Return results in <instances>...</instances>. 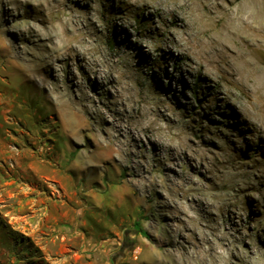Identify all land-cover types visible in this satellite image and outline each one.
<instances>
[{
    "label": "rangeland",
    "instance_id": "rangeland-1",
    "mask_svg": "<svg viewBox=\"0 0 264 264\" xmlns=\"http://www.w3.org/2000/svg\"><path fill=\"white\" fill-rule=\"evenodd\" d=\"M43 1L0 0V46L10 49V54L0 49V264L186 263L165 244L167 234L177 240L173 246L181 252L194 251L193 242L202 231L211 235L213 219L201 201L191 207L189 197L174 195L167 186L187 180L186 173L198 162L203 167L192 178L202 185L201 192L208 195L217 183L229 205L224 221L217 220L241 254L228 264L254 263L259 244L264 246V124L243 84L228 83L216 70L204 79L195 67L188 69V58L167 42L169 37L177 40L173 24L181 22L174 21L175 14L190 11L189 0H178L186 4L181 8L169 0H141L138 5L135 0H65L79 11L74 19L87 26L91 42L99 46L98 53L92 50L86 56L97 69L89 70L80 55H63L54 69L64 66L67 76L71 65L79 85L108 120L121 117L139 129L128 136L135 150L126 162L88 170L78 165L79 157L88 147L87 138L95 144L100 134L64 137L62 117L43 100L42 91L25 81L13 86L20 78L19 58H41L57 41L45 22ZM213 25V20L201 24L199 34L220 47L225 40ZM205 28L210 36L202 32ZM174 63L180 66L177 70ZM45 71L53 80L51 66ZM160 99L169 101L172 120L178 119L171 132H185L182 151L168 147L163 129L141 130L146 108ZM236 105L245 115L235 111ZM110 121L103 120L105 133L121 135ZM240 170L245 173L234 174ZM139 172L142 180L135 175ZM231 247L218 250L227 256Z\"/></svg>",
    "mask_w": 264,
    "mask_h": 264
},
{
    "label": "bare ground",
    "instance_id": "bare-ground-1",
    "mask_svg": "<svg viewBox=\"0 0 264 264\" xmlns=\"http://www.w3.org/2000/svg\"><path fill=\"white\" fill-rule=\"evenodd\" d=\"M139 1L141 0H135L134 4L138 5ZM169 1L177 2V4L179 2L178 6L180 8L185 4H182V2L178 0ZM189 2L191 5L187 8H190V11L185 12L183 16L178 12L175 14L174 21L181 22L178 26L173 24V33L177 35V40L172 42L169 37L167 42H169L170 46L178 48L180 57L185 56L188 58L187 62H185L186 67L188 69L195 67L197 71H201V76L204 79L209 77L208 72L216 70L228 83L243 84V86H245L247 98L254 106L256 113L264 124V0H189ZM39 4L38 2V5ZM40 5L43 7V10L46 11L45 17L47 21L45 22L49 23L48 30L51 33L50 35L56 37L57 41H55L52 52L41 58L35 55L32 59L25 57L19 58L16 70L20 78L13 80V86H19L20 81H25L28 86L35 87L42 91L43 100L50 101L51 106H53L54 110L62 117L61 132L64 137L70 139L74 136L86 135L87 133L100 134L95 144H92L90 138H87V143L89 142L88 147L83 148L82 156L79 157L78 161V165L82 169H102L106 166H111L113 164L120 165L126 162L127 155L135 150L132 148L133 143L128 136L130 134L136 135L133 130L139 129L134 127V125L132 128V126L129 125L126 120L123 121L121 117L111 118V121L108 120V115L96 107L97 104L94 102V98H92L88 92H85V87L79 85L76 73L70 69L71 65L67 68L69 69L67 76L62 73L64 66L54 69L56 60L61 61L63 55L67 59L80 55L79 57L83 59L87 55H92V50L98 53L99 46L93 44V41L91 42L90 31L87 30V26L82 22L80 23L81 20L78 21L74 19V17L76 15L79 16L80 13H76L79 11H76L71 4H65V0H47L45 2L43 1ZM143 7L147 8L148 4L145 3ZM211 20L214 21L213 29L217 30L221 35L220 37H223L225 40V43H222L220 47H218L219 44L216 46L210 40L203 39L199 34L201 33L199 29L200 25L202 24L203 26L204 23L208 24ZM207 29H203L202 32L206 36H210V30L208 31ZM217 37H219V35ZM220 37L218 39L221 40ZM212 38L214 37L212 36ZM223 38L220 42H224ZM227 42H231L232 47L230 44L228 45ZM1 44H3L2 41ZM154 47L160 50V43H156ZM0 49L6 54H10L8 46H0ZM53 53L55 61H51L50 56ZM14 55L16 56L15 53ZM87 57L86 59L88 62L86 61V64H88V69L96 73V62ZM46 65L51 66L52 71L56 72V74H53V80H49V77L46 75ZM178 67L180 66L174 63V69L177 70ZM25 71L28 72V78L25 76ZM172 74L174 73H171V75ZM173 77L177 78L176 75H173ZM9 86L13 87L12 85ZM68 86L73 90V93L70 92ZM204 91L205 94H207L209 89ZM150 94L151 96H156L155 93ZM162 100L163 99L154 101L151 108L150 106L146 108V116L142 119L143 129L141 130L145 131L149 129L151 133L155 129H163L161 133L166 134L169 138L168 147L171 149L177 148L182 151L185 147V143H183L180 137L184 135L185 132H171L173 127L176 128L178 126V119L176 121L172 120L171 114H174V112L168 111L171 105L169 101L166 102ZM236 107L235 111L237 113L245 115V111L242 107L238 105H236ZM81 113L90 116V120L86 116H81ZM167 115L168 117H166ZM105 118H107V121H110V124L116 127L121 135H110L109 133H105L103 124ZM164 118L166 122L161 124L159 121ZM137 138L138 132L136 139ZM176 138L180 140V142L175 141L177 142L175 143L174 140ZM165 158L163 156V159ZM201 163L202 162H198L195 170H199L203 167ZM195 170H189L186 173L188 177L187 180L176 183L170 188L167 186V189L174 195L180 194L185 196V198L189 197L188 204L191 207L196 200L204 204L210 211L208 215L213 219V226H208L210 231L212 230L211 235H207L204 231H202V233L200 232L201 234L197 237V240L193 242L192 248H194V251L191 250L190 252L188 249L181 252L177 246L174 247L173 245L177 240L171 237V233L167 234L168 238H166L165 244L172 247L171 252L176 258H182L186 263L189 262V264H191V261H193L192 264H202L204 259L207 261V264H228L235 254L241 253L239 248H236L238 244L235 245L236 240H230L233 238L229 235V230L224 228H222L223 230L220 229L222 221L217 220V218L223 220L225 214L224 210L229 206L225 199L226 196L224 193H218V190H220L222 186L219 187L217 183H213L214 186L210 187L209 192L207 191L208 195L205 194V191L201 192L204 190L202 189V185L192 178ZM244 173L245 171L240 170L234 174L241 175ZM234 174H231V176H234ZM135 175L142 180L143 176L140 175V172L135 173ZM219 177L220 176L217 178L219 179ZM163 183L165 184V182ZM187 183L196 184L195 186L191 184L186 186ZM212 190L214 191L212 192ZM179 211L181 210L179 209ZM197 223V228L201 229L202 223L200 224L198 221ZM172 231V233H174L175 229ZM205 243L206 245H204ZM229 244L232 247L228 250L227 256H225L223 251L218 250V248H223L224 245ZM180 245L183 246L182 243H180ZM258 249L254 259H252L254 260L252 264H264V246L259 244Z\"/></svg>",
    "mask_w": 264,
    "mask_h": 264
},
{
    "label": "trees",
    "instance_id": "trees-1",
    "mask_svg": "<svg viewBox=\"0 0 264 264\" xmlns=\"http://www.w3.org/2000/svg\"><path fill=\"white\" fill-rule=\"evenodd\" d=\"M136 224H138V223H136Z\"/></svg>",
    "mask_w": 264,
    "mask_h": 264
}]
</instances>
